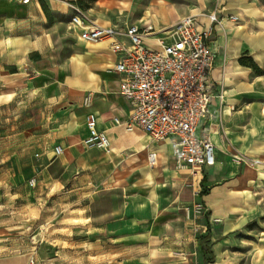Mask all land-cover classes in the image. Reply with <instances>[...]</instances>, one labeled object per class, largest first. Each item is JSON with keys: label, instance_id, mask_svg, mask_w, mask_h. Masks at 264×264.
<instances>
[{"label": "rangeland", "instance_id": "1", "mask_svg": "<svg viewBox=\"0 0 264 264\" xmlns=\"http://www.w3.org/2000/svg\"><path fill=\"white\" fill-rule=\"evenodd\" d=\"M44 2L59 10L50 14L52 24L48 21L61 35L55 63L36 76L24 69L15 76L0 75V222L10 245L28 252L32 264H196L200 238L209 228L202 227L207 215L195 217L185 210L200 201L197 183L173 165L169 154L157 167H142L147 152H139L134 142L111 155L83 148V119L74 116L81 96H74L69 84L75 77L72 56L83 52L69 25L75 13L69 4L90 21L122 25L139 24L157 0H133L130 6L114 0ZM174 2L181 16L199 20L225 7L219 0ZM8 4L19 2L0 0V18ZM61 8L71 13L64 15ZM254 15L263 20L264 0H249L237 23L224 22L243 25L252 34L255 25L264 29L263 21L252 22ZM85 63L88 83L100 62L86 57ZM116 79L112 75V85ZM57 145L65 148L60 160L67 166L60 182L40 169ZM146 171L154 174L148 177ZM32 178L35 187L29 185Z\"/></svg>", "mask_w": 264, "mask_h": 264}, {"label": "crops", "instance_id": "2", "mask_svg": "<svg viewBox=\"0 0 264 264\" xmlns=\"http://www.w3.org/2000/svg\"><path fill=\"white\" fill-rule=\"evenodd\" d=\"M71 1L82 5L87 0ZM114 1L123 6H130L133 2ZM247 2L249 0H219L220 6L225 5L222 11L225 17L243 15ZM8 5L0 18V75L8 72L15 76L21 69L29 72L28 76L30 73L39 75V71L55 63V56L59 53L61 35L55 25L48 24V21L52 24L50 14L59 10L57 6L53 8L47 3V16L39 0ZM175 6L174 0H157L156 8L148 10L139 24L127 22L120 25L112 21L101 23L100 19L95 22L106 26H153L160 31L189 16H181ZM61 9L64 15L71 13L68 8ZM253 17L251 21L254 24L264 22V16L262 21L256 20L255 15ZM71 18L69 25L77 45L83 51L72 56L75 77L69 81L74 96H81V109L74 115L83 119L84 137L80 145L85 148L83 141L89 136L86 117L91 113L96 119L97 130L105 132L112 143L109 152L94 151L111 155L134 142L139 152H147L143 153L146 159H143L142 167L152 169L148 162V154L152 149L159 154L155 167L167 154L174 165L168 143L153 146L141 130L128 133L115 125L116 119L125 122L131 113L129 104L119 95L121 76L111 71L117 57L107 43H85L80 38V29L71 24ZM198 21L200 27L209 24L208 17ZM261 37L264 38V29L260 25H255L251 34L243 25L234 27L225 23L223 27L217 28L211 41V48L217 55L212 72L215 97L211 105L213 119L206 128L215 146L216 165L204 170L201 177L192 176L188 172L199 187V202L204 203L208 209L204 220L206 224L202 227L205 232L209 228L207 234L200 238L201 247L196 264H264V42L260 41ZM86 57L100 62L96 76L90 78L88 83L84 82V72L90 70L85 63ZM242 58L247 62L251 59L259 72L241 65ZM112 75L117 77L115 85L111 83ZM89 92L94 97L91 107L85 108L83 101ZM65 111L69 112L70 108ZM75 124L80 127L79 121ZM57 146L63 148L64 154V146ZM57 146L52 150L51 161L45 167L40 166L41 171H46L54 182H60L67 172L66 163L60 160L63 154L55 155ZM145 173L148 177L154 174L152 171ZM190 215L195 216L193 212ZM98 230L100 232V228ZM5 231L4 223L0 222V264H31L28 252H19L18 248L11 246L12 239L6 237Z\"/></svg>", "mask_w": 264, "mask_h": 264}, {"label": "built area", "instance_id": "3", "mask_svg": "<svg viewBox=\"0 0 264 264\" xmlns=\"http://www.w3.org/2000/svg\"><path fill=\"white\" fill-rule=\"evenodd\" d=\"M17 1L27 4L30 0ZM69 7L75 12L71 24L80 29V38L91 45L109 44L117 57L111 71L121 76L119 95L129 104L131 113L125 122L116 119L115 125L128 133L141 130L153 146L168 143L175 167L192 176L201 177L204 170L214 167L216 150L206 128L213 119L211 105L215 97L212 72L217 55L211 41L226 19L237 23L239 17L216 12L208 16L207 26L200 27L197 17L189 15L157 31L153 26L100 25L86 18L76 5ZM93 97L92 92L84 97L85 108L91 107ZM86 124L89 136L83 141L84 147L111 151V140L97 130L93 114L87 115ZM62 154L63 148L57 146L55 155ZM158 160V152L152 149L149 166L155 167ZM36 183V178L29 181L31 187ZM186 211L197 217L208 213L202 202Z\"/></svg>", "mask_w": 264, "mask_h": 264}, {"label": "trees", "instance_id": "4", "mask_svg": "<svg viewBox=\"0 0 264 264\" xmlns=\"http://www.w3.org/2000/svg\"><path fill=\"white\" fill-rule=\"evenodd\" d=\"M39 2H40V4H41L42 9H43V11L45 12V14H46L47 16H49V10H48V8H47V6H46L44 0H39ZM240 64H241V65L248 66V67H250V68L256 70L257 72H259L258 67L253 63V61H252L251 59H249L248 62H247L244 58H242V59H240ZM204 252H205V250H204Z\"/></svg>", "mask_w": 264, "mask_h": 264}, {"label": "bare ground", "instance_id": "5", "mask_svg": "<svg viewBox=\"0 0 264 264\" xmlns=\"http://www.w3.org/2000/svg\"><path fill=\"white\" fill-rule=\"evenodd\" d=\"M194 16H195V15H194ZM201 17H202V18H204V19L206 18V16H204V15H202ZM224 24H225V22H224V23H222V25L220 26V28H221V27H223V26H224ZM217 222H218V221H217Z\"/></svg>", "mask_w": 264, "mask_h": 264}]
</instances>
